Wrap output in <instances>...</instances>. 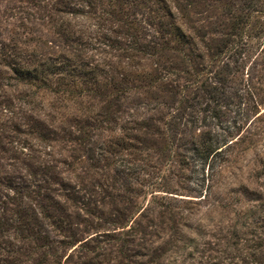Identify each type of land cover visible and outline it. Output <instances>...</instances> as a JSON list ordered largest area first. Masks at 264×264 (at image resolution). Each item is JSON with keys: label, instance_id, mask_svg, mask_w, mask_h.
<instances>
[{"label": "rangeland", "instance_id": "obj_1", "mask_svg": "<svg viewBox=\"0 0 264 264\" xmlns=\"http://www.w3.org/2000/svg\"><path fill=\"white\" fill-rule=\"evenodd\" d=\"M0 264H264V0H0Z\"/></svg>", "mask_w": 264, "mask_h": 264}]
</instances>
